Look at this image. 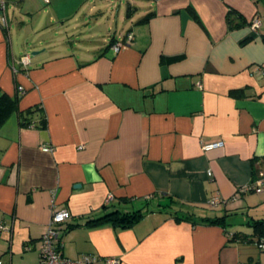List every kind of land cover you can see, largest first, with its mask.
<instances>
[{
  "label": "crops",
  "instance_id": "crops-1",
  "mask_svg": "<svg viewBox=\"0 0 264 264\" xmlns=\"http://www.w3.org/2000/svg\"><path fill=\"white\" fill-rule=\"evenodd\" d=\"M4 1L0 96L19 97L0 126V264H38L60 208L71 212L59 232L69 258L264 264L253 241L225 232L250 235L264 217V200L246 199L254 191L231 200L264 171V0ZM167 195L195 216L231 214L249 232L176 219L158 210ZM109 208L145 214L129 227L86 224Z\"/></svg>",
  "mask_w": 264,
  "mask_h": 264
},
{
  "label": "built area",
  "instance_id": "built-area-1",
  "mask_svg": "<svg viewBox=\"0 0 264 264\" xmlns=\"http://www.w3.org/2000/svg\"><path fill=\"white\" fill-rule=\"evenodd\" d=\"M0 22L4 27H8V21L5 14V1L0 0ZM250 28L256 30L260 21L258 17H254L250 23ZM133 39V35L129 32L126 34L123 41L115 42L113 44V49L115 51L120 50L122 46L127 45ZM25 63L28 61V55L23 56ZM258 72L264 74V66L258 67ZM17 90L20 94L25 92L22 85H17ZM221 142L216 143H203L202 147L204 149L210 148L214 145H218ZM81 147V146H80ZM43 150H52L51 146H44ZM246 191L262 192L264 191V171H259L257 176L247 185L238 188L236 192L231 197V200H238L240 193ZM112 199L111 195L107 196L106 203ZM210 205H215L217 199H212L209 201ZM71 218V212L67 208L53 209L50 218L44 231L41 234V247L38 264H93L100 260L101 258L94 256L92 254H80L77 258H69L65 256L61 251L62 242L59 237L61 225ZM3 221L0 219V230L4 228ZM256 246L262 252H264V236L256 240ZM104 264H119L118 258L106 257L102 258ZM1 263V261H0Z\"/></svg>",
  "mask_w": 264,
  "mask_h": 264
},
{
  "label": "trees",
  "instance_id": "trees-1",
  "mask_svg": "<svg viewBox=\"0 0 264 264\" xmlns=\"http://www.w3.org/2000/svg\"><path fill=\"white\" fill-rule=\"evenodd\" d=\"M153 12L148 13L145 15L140 21H146L149 16H151ZM232 14H235L236 16H239V13L234 8H229L227 11V21L231 23L233 21ZM264 37V36H262ZM251 36L244 39V41L249 40ZM236 91H232V93H235ZM18 97H10L6 94H2L0 96V126L2 123L13 113L18 111ZM45 120V118H44ZM44 120H42L44 122ZM23 123H29L25 120L22 121ZM259 171H257L253 177V179L257 176ZM252 179V180H253ZM182 205H185L184 202H180L178 199H176L173 195H167V202L161 204L159 211H162L165 207L173 208L172 212H170L176 219H188L195 223L194 217L198 218V221H204L208 223H217L221 224L224 229H226L227 223L225 222V218L227 216L226 213L224 214H218L214 213L213 215L205 214L203 216H195L194 211H185L182 210ZM146 211H153L151 208H149ZM145 214V211H143L141 208L139 209H133V210H121L119 208H109L106 211H104L101 215L89 218L86 222V224H100L109 222L113 225L120 226V227H129L133 225L135 222L140 220ZM249 226L252 229V233L250 235H247L245 233L233 231L229 232L227 229L225 230L226 235L228 236L229 240L237 239L239 237L246 239L247 241H253L256 245V240L260 237L264 236V217L253 219L249 222ZM258 248V247H257Z\"/></svg>",
  "mask_w": 264,
  "mask_h": 264
},
{
  "label": "rangeland",
  "instance_id": "rangeland-1",
  "mask_svg": "<svg viewBox=\"0 0 264 264\" xmlns=\"http://www.w3.org/2000/svg\"><path fill=\"white\" fill-rule=\"evenodd\" d=\"M14 29H15V25H10V33H11V36L14 38ZM264 195V191H262L261 193H258V192H252V193H248V197L246 198L248 203L250 205H256L257 203L259 202H262V200L264 199H261V200H256V198L260 195ZM256 213H259L258 210H256ZM242 216L240 214V212L236 213L234 218L236 219H240ZM241 221V220H240ZM241 223H243V221H241ZM227 226H228V229L229 230H234V229H241V231L243 232H249L247 229L248 227L246 226V221H244L243 224H238V225H235L234 222H233V217H231V214L229 215L228 217V220H227Z\"/></svg>",
  "mask_w": 264,
  "mask_h": 264
},
{
  "label": "water",
  "instance_id": "water-1",
  "mask_svg": "<svg viewBox=\"0 0 264 264\" xmlns=\"http://www.w3.org/2000/svg\"><path fill=\"white\" fill-rule=\"evenodd\" d=\"M39 51H32L31 52V54L33 55V54H36V53H38Z\"/></svg>",
  "mask_w": 264,
  "mask_h": 264
}]
</instances>
